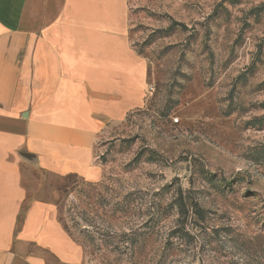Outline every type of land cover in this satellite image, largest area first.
I'll return each mask as SVG.
<instances>
[{"label":"rangeland","instance_id":"1","mask_svg":"<svg viewBox=\"0 0 264 264\" xmlns=\"http://www.w3.org/2000/svg\"><path fill=\"white\" fill-rule=\"evenodd\" d=\"M128 4L144 84L55 180L82 264H264V0Z\"/></svg>","mask_w":264,"mask_h":264},{"label":"crops","instance_id":"2","mask_svg":"<svg viewBox=\"0 0 264 264\" xmlns=\"http://www.w3.org/2000/svg\"><path fill=\"white\" fill-rule=\"evenodd\" d=\"M128 0H0V264H82L58 176L89 171L97 137L144 84Z\"/></svg>","mask_w":264,"mask_h":264}]
</instances>
